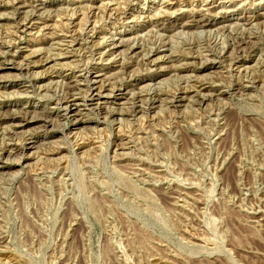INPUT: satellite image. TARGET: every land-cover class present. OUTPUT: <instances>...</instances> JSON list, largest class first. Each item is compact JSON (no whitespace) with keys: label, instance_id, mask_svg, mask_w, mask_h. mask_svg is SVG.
<instances>
[{"label":"rangeland","instance_id":"374dc122","mask_svg":"<svg viewBox=\"0 0 264 264\" xmlns=\"http://www.w3.org/2000/svg\"><path fill=\"white\" fill-rule=\"evenodd\" d=\"M13 115L0 264H264V0H0Z\"/></svg>","mask_w":264,"mask_h":264},{"label":"bare ground","instance_id":"6f19581e","mask_svg":"<svg viewBox=\"0 0 264 264\" xmlns=\"http://www.w3.org/2000/svg\"><path fill=\"white\" fill-rule=\"evenodd\" d=\"M109 2V1H108ZM261 2V1H260ZM21 3V2H20ZM257 3V2H256ZM29 4V3H28ZM124 6V5H123ZM42 7V6H41ZM44 7V6H43ZM176 10V9H175ZM38 11V10H37ZM119 11V10H118ZM79 12V11H78ZM85 12V11H84ZM174 12V11H173ZM152 16V15H151ZM85 17V16H84ZM50 18V17H49ZM58 18V17H57ZM29 20V19H28ZM149 20V19H148ZM56 21V20H55ZM131 21V20H130ZM76 23V22H75ZM29 27V26H28ZM39 30V29H38ZM86 30V29H85ZM249 30V29H248ZM30 34V33H29ZM3 35V34H2ZM77 39V38H76ZM46 41V40H45ZM54 41V40H53ZM52 42V41H51ZM5 43V42H4ZM12 43V42H11ZM14 44V43H13ZM3 45H5V44H3ZM7 46V45H6ZM5 46V47H6ZM3 47V46H2ZM243 57V56H242ZM5 58V57H4ZM76 58V57H75ZM171 61V60H170ZM34 65H35V63H34ZM62 65V64H61ZM27 67V66H26ZM18 68H19V66H18ZM21 68V67H20ZM19 68V69H20ZM23 68H24V66H23ZM31 68V67H30ZM75 68V67H74ZM184 68V67H183ZM21 70H22V68H21ZM27 71V70H26ZM22 73H24V72H22ZM37 75H39V74H37ZM81 76V75H80ZM88 76V75H87ZM86 78V77H85ZM84 78V79H85ZM86 81H88L89 83H94V85H92V87L89 89V94L87 95V98L88 99H94L95 97L97 98V96H99V94H98V89L99 88H97L96 87V84L97 83H99L98 82V79H89V78H86L85 79ZM32 81V80H31ZM31 81H30V83H31ZM101 83V82H100ZM32 84V83H31ZM35 84V83H34ZM106 84V83H105ZM36 85V84H35ZM90 85V84H89ZM36 86H39V85H36ZM74 86V85H73ZM78 86V85H77ZM91 86V85H90ZM89 86V87H90ZM33 87V86H32ZM31 87V88H32ZM40 87V86H39ZM155 87V86H154ZM36 88V87H35ZM38 88V87H37ZM67 88V87H66ZM40 89V88H39ZM97 89V90H96ZM76 90V89H75ZM157 91V90H156ZM15 94V93H14ZM100 94H101V92H100ZM17 95V94H16ZM73 95V94H72ZM18 96V95H17ZM22 96H23V94H22ZM63 96V95H62ZM74 96V95H73ZM69 98V97H68ZM73 99V98H72ZM74 99H75V97H74ZM73 99V100H74ZM180 100H181V98H179ZM178 99V100H179ZM183 99V98H182ZM4 100V99H3ZM95 100V99H94ZM93 100V101H94ZM17 101V100H16ZM30 101V100H29ZM90 101V100H89ZM70 102H74V101H66L64 104L66 105V107H65V113H66V115L68 114V115H72V114H74L75 113V110H73L72 108L74 107V106H78L77 104H75V103H72L71 105H70ZM183 103V102H182ZM61 104V103H60ZM90 104V103H89ZM97 104V103H96ZM102 104V103H101ZM58 105V104H57ZM143 106V105H142ZM97 107H98V104H97ZM43 108V107H42ZM60 108V107H59ZM99 108V107H98ZM94 109V108H93ZM103 109V108H102ZM59 110V109H58ZM78 110V109H77ZM40 111V110H39ZM50 111V110H49ZM61 111V110H60ZM69 111V112H68ZM99 111V110H98ZM4 112V111H3ZM80 112V111H79ZM77 113V112H76ZM64 116V115H63ZM3 117V116H2ZM1 117V118H2ZM46 117V116H45ZM66 117V116H65ZM4 118V117H3ZM70 118V117H69ZM56 119V118H55ZM33 120V119H32ZM75 120V119H74ZM81 120V119H80ZM0 121H1V119H0ZM29 121H31V120H29ZM38 121V120H37ZM78 121V120H77ZM86 121V120H85ZM26 122V120H23V119H20V117H18V116H10V117H8V119H6L5 121H1L0 122V128L1 127H3V126H5V125H9V124H12L13 123V125L14 124H19V125H22V123H25ZM45 122V121H44ZM81 122V121H80ZM140 122V121H139ZM29 124V123H28ZM74 125H76V124H74ZM11 126V125H10ZM8 126H6V128H7ZM27 127V126H26ZM80 127V126H79ZM4 128V127H3ZM2 128V129H3ZM9 128V127H8ZM12 128H10V130H11ZM27 129V128H26ZM4 130V129H3ZM43 130V129H42ZM2 131V130H1ZM0 131V132H1ZM15 133V132H14ZM26 136V135H25ZM2 140V139H1ZM18 141V140H17ZM17 143H19V142H17ZM8 144V143H7ZM32 144H29V145H25L24 147H21L20 148V151L18 152V153H20V152H22L23 154H24V152L25 151H27V152H29L31 149H32V146H31ZM35 146V145H34ZM19 147V146H18ZM2 148V147H1ZM35 148V147H34ZM33 148V149H34ZM16 150V149H15ZM14 151V150H13ZM9 153V152H8ZM18 153H17V155H18ZM33 153V152H32ZM34 154V153H33ZM13 155V154H12ZM28 155V154H27ZM30 155V154H29ZM8 156V155H7ZM15 156V155H14ZM25 156V154L23 155V157ZM5 157V156H4ZM19 157H21V156H19ZM0 158H2V157H0ZM31 158V157H30ZM52 158V157H51ZM20 159V158H19ZM18 159V160H19ZM23 159V158H22ZM29 159V158H28ZM1 160V159H0ZM20 161V160H19ZM6 162V161H5ZM16 162V161H15ZM18 162V161H17ZM18 163H21V162H18ZM27 164V163H26Z\"/></svg>","mask_w":264,"mask_h":264}]
</instances>
